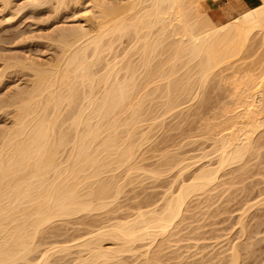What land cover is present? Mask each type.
Wrapping results in <instances>:
<instances>
[{
	"label": "bare ground",
	"instance_id": "1",
	"mask_svg": "<svg viewBox=\"0 0 264 264\" xmlns=\"http://www.w3.org/2000/svg\"><path fill=\"white\" fill-rule=\"evenodd\" d=\"M0 1L5 6L10 2ZM196 2L120 0L114 7L99 6L94 20L84 14L79 28L57 36L61 57L54 65H22L32 74L29 90L12 101V128L0 137V264H54L57 260L59 264L71 250L70 264H121L123 256L126 259L129 254H138L149 264L156 239L163 240L159 237L172 232L184 219L191 198L210 195L222 178L221 171H248L250 157L258 154L257 149L261 151L259 136L264 139L260 134L264 130V63L256 74L239 69L227 79L230 91L228 106L222 109L224 116L219 120L216 116L214 123L213 118L210 122L206 117L209 124L205 135L201 132L210 141V148L209 153L200 151L197 162L210 157L194 167L188 177L178 178L177 188L169 187L160 203L139 204L111 222L107 217V221L100 219L98 225H91L78 237L57 239L56 234L64 236L67 232L65 229L64 235L61 233L60 223L66 226L70 217L75 220L78 214L92 216L95 212L94 216L100 211L104 216L110 214L108 207L114 206L111 202L117 201L114 199L126 186L120 177L126 174L129 179L140 167L136 163L139 147L135 149L131 136L144 125L145 113L141 115L144 104L148 108L149 102L151 106L149 95L148 99L156 93L157 100L162 101L156 103L160 109L162 106L161 112L178 111L177 107L187 101L182 98L190 97L195 85L204 87L213 70L237 55L252 34L264 35V0L249 4L238 16L218 26L204 13L200 15ZM122 40L127 43V51L120 57L115 42ZM198 92L201 96L203 91ZM147 108L149 115L152 111ZM128 127L132 131H127ZM121 128L125 130L123 137ZM145 131L142 136L140 132V145L148 137ZM176 157L169 168L172 164L179 167L181 176L194 162H189L190 157ZM169 161L162 164L167 167ZM161 168L146 171V176H159L165 171ZM101 212L96 215L101 217ZM56 223L58 229L54 228ZM51 236L56 243L49 241L53 240ZM234 250L235 246L232 254ZM236 255H232L231 264L237 263ZM64 262L67 264V260Z\"/></svg>",
	"mask_w": 264,
	"mask_h": 264
},
{
	"label": "rangeland",
	"instance_id": "2",
	"mask_svg": "<svg viewBox=\"0 0 264 264\" xmlns=\"http://www.w3.org/2000/svg\"><path fill=\"white\" fill-rule=\"evenodd\" d=\"M9 1V3H6V6L3 5L5 2L3 3L0 1V137L8 129L12 128V114L14 111V106H10L13 103L12 101H16L14 100L16 97L19 98L23 96L21 93L27 89L29 90L32 74L31 71L23 68L24 64L26 65V63L28 64V62H31L41 68L54 65L59 57H61L60 48L56 40L60 33L76 29V27L79 28L80 25H82L81 16H84V14L85 17L89 16V19L91 17V19L94 20L95 16L93 17V15L98 13L97 10L99 6H101L100 8L105 7L106 9V7H114L120 4V0H62L61 3H58L56 0ZM260 1L261 0H197L196 3L197 7H199L198 10L200 11V15L203 16L204 13L213 25L218 26L228 22L238 16L243 10L247 9L249 5H246V2L256 5L260 3ZM254 34L250 36L251 40L249 39L247 41L246 46L243 45L244 49L242 47L240 51L238 50L239 54L237 53L234 57L225 60V62L223 61L220 66H217L216 69L213 70L209 77L210 80L208 79L204 84L205 86L203 85L204 87L197 88L195 85L191 91L190 97H187L188 95L186 98L182 96V99L187 101H184L185 103H183L182 106L177 107L179 108L178 111L174 109L171 113L166 112L167 114H165V112H161L162 106L160 109V107L156 105V103H158L157 101L162 102L160 99L157 100L158 96H156V93L154 96L151 94L153 98L150 99L152 100L148 99L151 97L150 95L147 97V100L151 102V106L148 105L149 102L147 106L150 109L144 107L145 104L143 105L144 111H142L141 115L143 117V113H145L143 127L141 126V129L139 128V130L133 132L136 133L133 134L134 136H131L132 134L129 132L132 140L136 142L134 143L135 149L137 146L139 147L137 148L139 158L136 163H138L144 171L141 170L140 172L142 173H140L139 167L129 179L128 177H124L126 174L120 177L122 184L126 186L124 190L121 191L122 194L120 193L118 198L114 199L115 201L117 200L116 202L110 200L112 201L111 204H114V208L112 205L108 207L110 214L106 213V216H104L101 211V217L96 215L100 212H97L94 215L95 217L93 216L95 212L92 216H90L91 214L89 216L84 213V215L78 214L77 216L80 217L81 221L79 217L75 216V223V220H72L73 217H70L71 219L68 218L69 223L66 219L68 223H65L66 226L58 222L60 223L59 228H61V224L63 226L61 228V233L63 234L65 229L67 231L65 235L63 234L64 236L56 234V236H59V238H57L58 236L55 237L58 241H61L62 238L65 240L67 237L73 238L76 235L77 237L80 236L87 228L88 230L91 229V225H98V223L101 222L100 219L103 222L104 218L106 219L105 221H107L108 218L111 222V220H114L116 217L118 218V216L121 217L123 214H129L134 211L135 207H138L139 204L143 206L147 205V203L151 205L160 203L164 192L167 191L169 187L172 188L171 190L177 188V182H179L178 178L182 179L184 176V178L188 177L194 170V167L196 168L199 164L207 162L210 156L197 162L200 153L202 151L208 152L207 150L210 148V141L206 140L207 138L205 139L204 136L201 135V132L205 135L204 130L207 129L206 124H209L206 120L209 119L211 122L213 118L211 123H214L213 121H216L217 117L219 120L222 119L221 115L222 117L224 116L222 109L224 110L228 106L227 101L229 102V100H227V96H229V93L227 92L230 91L227 79L233 75L235 71L238 74L239 69L241 70L240 72L245 71L246 73L252 72L251 74H256L258 73V68L264 63V39H262L264 35L262 36V33L260 35L259 32L258 34ZM115 43V50L121 57V52L125 53L127 51L125 49L127 43L125 40ZM126 57H128V55ZM133 58H135L134 55ZM130 59H132V55ZM198 91H203L204 93L201 92L200 96L197 95ZM152 104L156 105V107ZM180 107L182 108L180 109ZM145 108H147L146 110L148 112L152 111V113L148 115ZM206 117H208V119H206ZM204 121L206 122L205 126ZM122 129L124 128H121V134L123 131ZM263 129L264 128L261 130ZM127 131L132 130L128 127ZM144 131L148 133V137L144 142H141L140 145L138 144V140L141 141L142 139L139 138V135L140 132H143L141 133L142 136ZM127 133L124 136L127 137ZM261 133L264 134V130L261 131L260 134ZM258 134L257 136L260 135ZM145 136L147 135L145 134ZM259 138L262 144L260 147L261 151L257 149L256 152H258V154L254 152L259 158L256 156L250 157V163L248 162L249 164L247 163L246 165L248 171L244 169L243 171L245 173H240L239 171L233 173L234 171H227L228 169H226V174L224 171H221L220 177L222 178H219L218 188L216 187V189L211 192L212 195L211 193L210 195L208 194L210 198L202 195H200L197 200L191 198V200L187 202V207L184 212L185 215L182 217L184 218L183 220L185 221L186 219V221L184 222L181 219L179 224L177 223L174 226L176 229L173 227V229H171L173 231H169L167 233L168 235L165 234V237H159L164 241L161 240L159 242L157 240L158 238L156 239L157 245L154 242L155 244L153 245L155 247L152 246V250H150V253H155L153 254L154 257H152L150 253L148 256L151 261L149 264H231L230 259H232L234 253H237L236 256L238 258L235 260L237 263L234 262V264H264V139L260 136ZM257 139L258 138H256V140ZM166 155H168L167 159L165 158ZM179 156L182 159L185 157L186 159L192 157L191 160L190 158L188 159L189 162L193 161L194 164L195 161L197 162L195 165L191 163V165L193 164V168L192 166L187 167L188 171L181 173L183 176L177 173L179 172V167L176 168L174 164L171 165L172 168H169L171 163L176 162V160L174 161L173 159H175V157L179 158ZM164 158L165 161L173 160V162L169 161L168 164H170L169 166L167 164L166 167L164 165L167 162L164 161ZM188 160L186 161L187 163H189ZM158 163L160 165L164 163L163 167L161 168ZM135 166L137 167V164ZM156 167L157 171L159 167L165 171L162 172L160 169L161 173L159 176L155 177V175L151 173L155 178H153V176L149 178V175L147 177L146 174H148V172L146 171L154 170ZM167 168L170 170L174 169L170 172L169 169L167 171ZM166 171L168 174H166ZM117 173L119 172L117 171ZM136 173L138 175L140 173V176L137 177L138 175ZM177 174L179 177H177ZM128 175L130 176V174H127V176ZM119 176L120 173L118 174V178ZM221 179L223 181H221ZM123 181H125V183ZM119 184L122 186L121 183ZM113 197L114 196H112V199ZM203 197L204 200H202ZM199 198H201V200ZM111 207L114 211L110 210ZM109 211L105 210V212ZM105 212L103 211L104 214ZM80 215L83 216L81 217ZM56 224L54 228L58 226V224ZM56 229L54 230L55 232ZM54 239L49 241L54 243L56 240ZM140 244L136 243L135 246ZM233 246H235V250L232 254ZM71 253H73L72 250ZM57 255L58 254L54 256L57 257ZM60 255L62 256V254ZM70 255L64 259L67 260V264L71 262H69L68 259H72L73 257V255ZM137 255L135 257L134 254L133 257L129 254V256H126V259L123 256L122 260H124L125 263L129 258L127 264H146L147 260H145V258L141 260L142 258L139 256V259ZM148 257L146 259H148ZM57 259L58 258H56V260ZM62 259L59 261V264L64 262ZM131 259L132 261H130ZM54 264H58V260L55 261Z\"/></svg>",
	"mask_w": 264,
	"mask_h": 264
},
{
	"label": "crops",
	"instance_id": "3",
	"mask_svg": "<svg viewBox=\"0 0 264 264\" xmlns=\"http://www.w3.org/2000/svg\"><path fill=\"white\" fill-rule=\"evenodd\" d=\"M245 4H246V5H249V4L251 5V3H250V2H249V3H247V2H246ZM246 5H245V6H246ZM252 5H254V4H252Z\"/></svg>",
	"mask_w": 264,
	"mask_h": 264
}]
</instances>
